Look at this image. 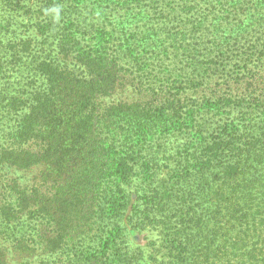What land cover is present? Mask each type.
<instances>
[{
  "label": "trees",
  "instance_id": "16d2710c",
  "mask_svg": "<svg viewBox=\"0 0 264 264\" xmlns=\"http://www.w3.org/2000/svg\"><path fill=\"white\" fill-rule=\"evenodd\" d=\"M241 15L239 10L235 15L227 12L213 18L234 24L228 31L219 26L222 22L211 23L212 29L201 26L193 31L195 41L184 54L185 66L192 65L191 75L183 81L166 74L163 63L153 62L160 54L178 57V51L144 50L153 54L142 61L144 75L151 77L145 90L153 98L147 103L118 102L104 107L97 103L117 85L122 56L116 48H101L92 56L93 52L85 49L89 44L81 46L84 50L76 57L85 68L83 75L53 61L38 62L37 70L46 78L47 87L33 95L31 105L15 97L6 103L7 109L4 107L13 120L5 134L28 147H1L0 163L20 169L34 165L47 168L55 192L49 199L39 198L34 214L54 217L56 236L45 238L42 232V244L48 245V250L60 246L68 228L77 229L91 206L100 209L116 192L125 191L124 185L141 157L123 149L130 144L129 137L132 144L134 140L145 144L142 150L158 140V147L166 148L167 134L181 127L180 133L193 139L192 146L185 150L154 202L163 210L177 211L180 225L170 240V251L175 252L173 263L264 264V41L255 36V31L264 26V15L258 18L253 13L246 24L239 17L241 22L236 24L233 16ZM207 31L213 39L204 40ZM68 35L76 41L74 33ZM61 37L68 38L64 34ZM206 50L220 51L222 58L233 62L229 72L221 75L229 89L221 98V107L234 104L240 114L236 121L211 131L207 128L208 114L219 112L212 109L216 101L204 99L191 111L182 103V83L195 92L212 84L211 68L203 69L200 64L199 57L205 58ZM150 65L155 67L151 69ZM16 101L25 105V110L14 108ZM140 127L144 132L139 136ZM148 174L144 176L151 177ZM18 195L16 200L24 204L30 198L23 191ZM9 208L0 210L6 220L10 218ZM119 230L114 235L110 229L100 249L79 251L81 260L77 264H127L118 252ZM0 264H6L1 255Z\"/></svg>",
  "mask_w": 264,
  "mask_h": 264
},
{
  "label": "rangeland",
  "instance_id": "374dc122",
  "mask_svg": "<svg viewBox=\"0 0 264 264\" xmlns=\"http://www.w3.org/2000/svg\"><path fill=\"white\" fill-rule=\"evenodd\" d=\"M253 1L256 0H0V149L7 145L28 147L19 145L5 134L13 124L5 105L15 97L26 99L27 105H31L33 95L47 87L46 78L37 70L38 62L53 61L61 68L83 75L85 68L76 57L84 50L81 46L89 44L85 49L91 50L92 56L101 48H116L121 50L122 56L117 85L109 95L99 97L97 103L104 107L118 102H151L152 94L145 90L151 77L144 75L142 63L151 54L148 51L157 53L162 48L178 51V57L171 53L165 58L160 54L153 62L163 63L166 74L183 81L191 75L189 68L192 65L185 66L184 54L187 53L185 48L195 41L193 31L201 26L212 29L211 23L222 22L219 19L213 21V18L227 12L235 15L240 10L243 13L233 16L236 24L241 21L246 24L253 13L260 18L264 15V0ZM219 26L228 31L234 24L222 22ZM258 29L255 36L264 41V26ZM70 32L76 35V41L68 35ZM61 34L68 38H62ZM210 39L213 38L207 31L204 40ZM203 54L208 56L199 57L200 64L203 69L211 68L212 84L195 92L182 83L185 88L182 103L191 111L204 99L216 101L212 109L214 113L219 112L215 116L208 114L211 118L207 128L211 131L225 122L236 121L240 114L234 104L221 107L224 105L221 103L223 94H228L221 75L229 72L233 62L222 58L220 51L206 50ZM150 66L151 69L155 67ZM175 84L180 85L179 82ZM15 104L14 108L24 109L25 105L18 101ZM180 131L181 127L170 130L166 148L158 147L157 143L161 141L158 140L152 147L142 150L145 144L136 140L132 144L129 137L131 146L127 144L123 149L141 157L133 166L130 181L124 185L125 191L116 192L110 202L102 203L100 209L90 204L87 218L77 223V229L71 231L68 228L60 246L52 251L42 244V232L45 238L56 236L54 217L34 214L39 198L49 199L55 192L53 182L46 175L47 168L34 165L20 169L0 163V210L10 206L8 220L0 214L2 260L6 264H77L81 260L77 255L79 251L87 253L100 249V242L109 230L115 235L120 228L118 252L123 262L174 264L175 252L170 251V240L180 225L177 211L163 210L154 202L155 195L163 190L164 181L185 156V150L192 146L193 139ZM143 132L140 127L139 136ZM148 173L151 177L144 176ZM19 191L30 197L26 204L16 200Z\"/></svg>",
  "mask_w": 264,
  "mask_h": 264
}]
</instances>
